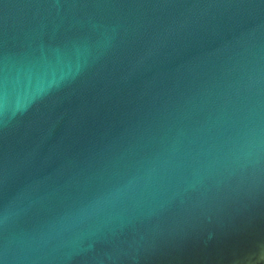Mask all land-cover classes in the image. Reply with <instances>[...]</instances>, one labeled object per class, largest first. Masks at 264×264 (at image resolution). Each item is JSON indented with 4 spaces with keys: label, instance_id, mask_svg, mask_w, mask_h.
Returning a JSON list of instances; mask_svg holds the SVG:
<instances>
[{
    "label": "water",
    "instance_id": "1",
    "mask_svg": "<svg viewBox=\"0 0 264 264\" xmlns=\"http://www.w3.org/2000/svg\"><path fill=\"white\" fill-rule=\"evenodd\" d=\"M0 264H264V0H0Z\"/></svg>",
    "mask_w": 264,
    "mask_h": 264
}]
</instances>
